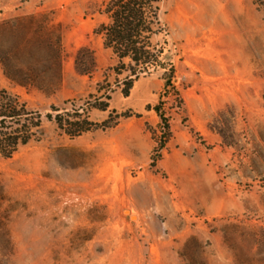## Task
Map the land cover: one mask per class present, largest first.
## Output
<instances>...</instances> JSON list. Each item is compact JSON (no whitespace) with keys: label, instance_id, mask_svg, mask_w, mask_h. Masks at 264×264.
<instances>
[{"label":"rangeland","instance_id":"obj_1","mask_svg":"<svg viewBox=\"0 0 264 264\" xmlns=\"http://www.w3.org/2000/svg\"><path fill=\"white\" fill-rule=\"evenodd\" d=\"M104 1L0 0V84L44 120L0 155V264H264V6L162 0L175 76L124 96Z\"/></svg>","mask_w":264,"mask_h":264},{"label":"trees","instance_id":"obj_2","mask_svg":"<svg viewBox=\"0 0 264 264\" xmlns=\"http://www.w3.org/2000/svg\"><path fill=\"white\" fill-rule=\"evenodd\" d=\"M162 0H105L98 14L102 21L94 33L103 40L104 48L111 52L116 64L112 70L116 77L124 76L123 94L129 96L135 82L142 76H149L158 69H167L162 61L164 48L154 43L159 35H168L166 24L162 21L160 3ZM264 6V0H254ZM77 64V62H76ZM91 64L94 60L91 58ZM79 65V63L77 64ZM169 78L165 87L171 86L175 68L169 66ZM82 75H89L88 70H80ZM120 83V82H119ZM103 97V96H102ZM105 98L109 96L105 94ZM96 109L105 111L108 104L97 102ZM56 111L55 108H53ZM160 118L165 120L156 108ZM70 122L60 116L53 118L46 115L47 121H55L58 128L70 136H77L91 129L92 123L87 118ZM43 117L39 112L28 109L25 102L0 84V155L12 158L22 147L36 141L38 132L43 127ZM166 133L169 126L164 127Z\"/></svg>","mask_w":264,"mask_h":264}]
</instances>
